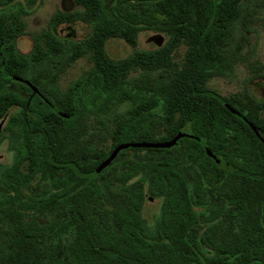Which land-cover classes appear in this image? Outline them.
Here are the masks:
<instances>
[{"label": "trees", "instance_id": "trees-1", "mask_svg": "<svg viewBox=\"0 0 264 264\" xmlns=\"http://www.w3.org/2000/svg\"><path fill=\"white\" fill-rule=\"evenodd\" d=\"M13 2L0 0V121L15 107L6 125L19 135L8 170L12 193L0 200V264H264V144L243 121L264 139V103L246 91L226 98L207 89L212 78L234 74L255 0H73L79 9L54 13L31 35L32 50L24 55L15 42L24 34L20 17L27 11ZM78 21L90 29L83 42L56 36V26ZM142 31L167 40L122 60L107 56L108 39L135 47ZM180 46L185 53L177 63L172 54ZM82 57L90 67L61 90L60 76ZM125 103L129 108L117 112ZM178 133L187 137L175 145H184V156L204 170V179L186 181L171 160L130 162L114 177L125 207L109 208L105 192L115 159L93 172L113 149L167 142ZM145 168L149 194L166 193L157 237L142 227V182L136 190L124 186ZM53 173L60 177L50 179L45 199L24 195L37 177L48 181ZM205 191L226 204L223 218ZM36 210L50 212L44 223L29 215Z\"/></svg>", "mask_w": 264, "mask_h": 264}, {"label": "rangeland", "instance_id": "rangeland-1", "mask_svg": "<svg viewBox=\"0 0 264 264\" xmlns=\"http://www.w3.org/2000/svg\"><path fill=\"white\" fill-rule=\"evenodd\" d=\"M110 2V0H106ZM14 6L20 5L27 14L21 15L20 19L24 23V34L16 39L15 45L21 54H28L32 50L33 42L31 35L42 31L49 18L57 11L72 12L79 9L73 0H34L29 4V0H14ZM256 11L255 16L248 24L249 31L244 34L241 41V48L237 53L239 60L235 63L234 74L225 77H214L208 84L207 89L219 94L222 97H230L239 95L246 91L255 100L264 103V0H255L252 5ZM11 8V7H9ZM89 27L84 22H74L70 24H59L54 28V32L59 38H68L75 42H83L89 34ZM237 37L240 36V30L236 31ZM160 39V44H158ZM167 40V36L156 31H142L138 33L136 46L131 47L125 41L118 38L108 39L105 43V52L107 56L114 61L122 60L136 51H151L155 50ZM185 53V47L180 46L173 54L172 60L180 63ZM91 63L86 57L78 59L72 64L58 81V86L61 90H66L67 86L79 79L82 73L90 67ZM139 70L131 72L129 78H135L139 74ZM12 90H16L13 85H9ZM129 104L125 103L117 107V112H124L129 108ZM17 109L11 108L6 117L0 121V200L12 193L10 189V178L8 170L13 164L18 154L17 143L19 135L15 126L8 127L7 119L16 113ZM264 121V110L260 113ZM102 123H104L102 121ZM91 128L97 127V124L90 121ZM110 148L108 140L101 146V150L107 152ZM168 151H127L123 150L122 154L116 156L115 162L110 169L108 179L111 183L110 189L105 192L106 205L115 210H123L125 207V194L121 190V185L115 181V176L125 170L128 163H143L150 165L166 160H171L175 163V169L180 176L190 182L191 177L203 180L205 172L197 164L192 163L184 156V145L182 143L174 145L166 149ZM60 177L59 174L53 173L46 181L41 177H37L28 188L23 190L24 195L30 201L43 200L46 198V190L49 188L51 178ZM138 182H142L145 200L141 209V222L144 233L149 237H157L163 231L164 224V199L166 193L152 196L149 194L150 171L148 169L140 170L136 175L130 178L125 187L131 190L138 188ZM208 203L212 207L218 209V219L223 217L220 214L227 211V206L224 202L215 199L206 192ZM50 212L42 210L31 211L30 216L40 223H44ZM226 218V215L224 216ZM4 234V226L0 222V238Z\"/></svg>", "mask_w": 264, "mask_h": 264}, {"label": "water", "instance_id": "water-1", "mask_svg": "<svg viewBox=\"0 0 264 264\" xmlns=\"http://www.w3.org/2000/svg\"><path fill=\"white\" fill-rule=\"evenodd\" d=\"M158 44H160V39H158ZM15 81L18 82H23L27 87H29L34 94H38V91L28 82L25 80H22L21 78H13ZM224 107L230 111L232 114H236V112L229 107L227 104H223ZM243 121L247 124V126L251 129V131L254 133V135L260 140L262 144H264V139L260 136L259 132L255 128L253 124L248 122L246 119L243 118ZM187 137L186 134L178 133L173 139L167 142H157V143H129V144H121L118 145L113 149V151L110 153V155L95 169L93 172L94 175L100 173L103 169H105L117 156V154L125 149L128 148H137V149H169L173 147L176 142L181 139ZM206 153L208 157L212 158L215 160V157L208 151L206 150ZM216 163H218V160H215Z\"/></svg>", "mask_w": 264, "mask_h": 264}]
</instances>
